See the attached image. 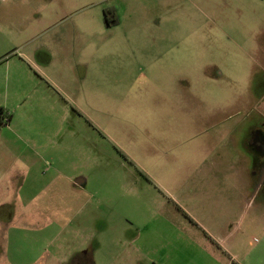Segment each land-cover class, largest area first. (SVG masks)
Listing matches in <instances>:
<instances>
[{"label": "rangeland", "instance_id": "rangeland-1", "mask_svg": "<svg viewBox=\"0 0 264 264\" xmlns=\"http://www.w3.org/2000/svg\"><path fill=\"white\" fill-rule=\"evenodd\" d=\"M24 1L29 38L49 53L67 51L69 68L82 61L87 73L68 87L10 86L0 67V104L10 115L0 127V180L11 186L0 190L7 260L46 264L79 248L90 249L93 264H132L131 234L196 166L212 157L240 166L239 153L256 166L247 142L264 136V1ZM109 8L120 26L105 24ZM202 33L235 45L202 43ZM186 77L201 104H184ZM200 77L217 85L201 88Z\"/></svg>", "mask_w": 264, "mask_h": 264}, {"label": "crops", "instance_id": "crops-1", "mask_svg": "<svg viewBox=\"0 0 264 264\" xmlns=\"http://www.w3.org/2000/svg\"><path fill=\"white\" fill-rule=\"evenodd\" d=\"M2 4L0 67L6 69L8 85L15 86L23 80L47 82L60 88L59 85L68 87L83 82L87 69L82 73V61L69 68L72 55L67 51L49 53L42 41L29 38L24 26V0H0ZM11 8L13 14L9 12ZM67 18L65 15L61 20ZM58 39L51 42L61 44ZM205 74L209 72L201 67L199 75ZM202 77L196 80L200 81L201 88L207 83L214 84L213 77L206 80ZM185 81L187 87L181 94L184 104L189 101L201 104V92H198L201 90L191 87L194 78L186 77ZM184 86L180 84V91ZM208 118L215 119L214 114ZM240 155L237 158L240 166H216L212 157L203 163L205 166H196L190 176L181 178L177 195L168 193L169 197L158 202L160 214L154 215L142 230L131 234L127 245L132 264H141L143 259L150 264H264V166H250L249 156L246 154L248 158L243 156L241 160ZM9 187L0 180V190ZM23 187L21 184L20 188ZM4 198L0 197V205L5 202ZM4 220L0 217V264H42L6 259L9 252ZM57 248H63L64 253L80 251L64 246ZM66 258L55 257V261L47 263H64Z\"/></svg>", "mask_w": 264, "mask_h": 264}, {"label": "flooded vegetation", "instance_id": "flooded-vegetation-1", "mask_svg": "<svg viewBox=\"0 0 264 264\" xmlns=\"http://www.w3.org/2000/svg\"><path fill=\"white\" fill-rule=\"evenodd\" d=\"M210 37L212 39H216L214 36L202 33L200 40L202 41V43H204L205 41L204 39H209ZM222 38L224 39V42L228 44L229 47L231 46V44L235 45L233 43L235 38L230 37L229 35L222 36ZM222 38L218 36V39H216L218 40V43H220V39ZM250 139L251 140L247 142V144L249 147L254 148V150H256L258 158H255L251 154L250 155L255 160L256 166H262L264 165V142H263L264 136H262L261 133L254 132L252 133V135H250ZM66 261L67 262L70 261L71 264H92L91 251L90 249H87L83 251L80 250L75 253L73 252L72 254H70V256H68V258H66Z\"/></svg>", "mask_w": 264, "mask_h": 264}, {"label": "trees", "instance_id": "trees-1", "mask_svg": "<svg viewBox=\"0 0 264 264\" xmlns=\"http://www.w3.org/2000/svg\"><path fill=\"white\" fill-rule=\"evenodd\" d=\"M104 22L108 26H115L120 23L117 11L115 8L105 9ZM10 120V115L5 112L3 108H0V127L6 126Z\"/></svg>", "mask_w": 264, "mask_h": 264}]
</instances>
